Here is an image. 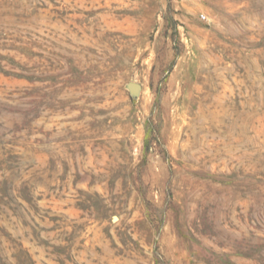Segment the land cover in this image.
Segmentation results:
<instances>
[{"label": "rangeland", "instance_id": "obj_1", "mask_svg": "<svg viewBox=\"0 0 264 264\" xmlns=\"http://www.w3.org/2000/svg\"><path fill=\"white\" fill-rule=\"evenodd\" d=\"M0 264H264V0H0Z\"/></svg>", "mask_w": 264, "mask_h": 264}, {"label": "built area", "instance_id": "obj_2", "mask_svg": "<svg viewBox=\"0 0 264 264\" xmlns=\"http://www.w3.org/2000/svg\"><path fill=\"white\" fill-rule=\"evenodd\" d=\"M202 19L205 20L206 19V15H202Z\"/></svg>", "mask_w": 264, "mask_h": 264}, {"label": "water", "instance_id": "obj_3", "mask_svg": "<svg viewBox=\"0 0 264 264\" xmlns=\"http://www.w3.org/2000/svg\"><path fill=\"white\" fill-rule=\"evenodd\" d=\"M135 86H137V85H135Z\"/></svg>", "mask_w": 264, "mask_h": 264}]
</instances>
